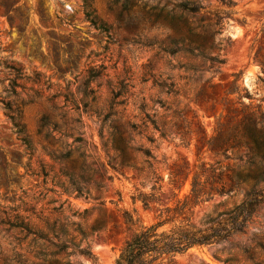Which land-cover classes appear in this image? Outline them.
Segmentation results:
<instances>
[{
	"label": "rangeland",
	"instance_id": "1",
	"mask_svg": "<svg viewBox=\"0 0 264 264\" xmlns=\"http://www.w3.org/2000/svg\"><path fill=\"white\" fill-rule=\"evenodd\" d=\"M180 1L91 0L100 28L86 19L83 0H0V56L13 59L23 73L17 95L8 98L10 112L0 99V264H49L55 251L48 242L21 241L17 217L51 240L56 233L79 242L81 227L88 234L82 244L90 246L95 261L71 260L116 264L133 233L174 203L173 192L181 199L190 194L195 166L202 163L218 168L231 192L191 206V223L203 226L246 199L255 181L239 176L264 170V159H252L245 146L214 153L203 141L218 125L227 132L237 124L241 101L264 111V0H235L234 7L200 0L204 9L194 22L230 13L216 34L219 49L213 53L224 63L215 72L200 59L162 50L177 35L160 14ZM210 22L216 30L215 20ZM183 63L198 72L179 68ZM0 72L2 91L9 81L6 69L0 66ZM235 75L241 99L226 94ZM162 81L174 83L177 93L159 86ZM147 114L156 116L164 138L152 125L141 134L133 130L131 124L141 125ZM120 138L127 164L117 149ZM140 148L152 150L151 162L163 178L159 204L146 209L132 199L137 188L147 193L153 184ZM174 163L191 171L187 179L179 176V188L170 183ZM263 187L264 182L255 186ZM126 213L134 223L125 220ZM41 250L46 260L36 256ZM165 264H264V203L243 233L193 247Z\"/></svg>",
	"mask_w": 264,
	"mask_h": 264
},
{
	"label": "trees",
	"instance_id": "2",
	"mask_svg": "<svg viewBox=\"0 0 264 264\" xmlns=\"http://www.w3.org/2000/svg\"><path fill=\"white\" fill-rule=\"evenodd\" d=\"M219 1L227 7H234L237 4L235 0ZM83 2L86 19L94 26L103 28V25L98 24L97 17L91 10V0H83ZM203 9L204 6L200 0H181L177 3L175 10L161 13L160 16L164 24L169 26L177 35L176 38L170 39V46L163 47L162 50L171 55L183 53L188 58L200 59L209 64L207 70L215 72L224 63L219 53H213L215 48L219 49L215 40L216 34L220 33L223 21L230 13L223 12V15H220L219 12L212 13L213 18L201 16L198 22H194L192 18ZM9 10L7 9L6 15L9 17L10 24H13ZM211 19L215 20L214 25L218 27L216 30L213 29ZM0 66L6 69L7 77L4 80L9 81V84L5 85L2 91L0 89V99L5 104V110L10 112L11 102L8 98L17 95V88L20 87L19 80L23 77L22 68L13 59L1 56ZM179 68H183L186 72H198L197 66L190 63L179 64ZM263 79L260 78L261 81H264ZM237 82L238 75H235L234 80L226 90L228 96L239 94L240 88ZM158 85L167 88L168 92L177 93V90L174 89V83L168 84L162 81ZM244 90L246 89L244 88ZM245 96L251 98L247 90ZM241 98H243V95L239 94V99ZM241 105L242 116L237 124L227 132L223 131L221 126L218 125L215 129L216 133L207 136L203 141V146L214 153L224 155L231 148L237 149L245 146L251 151L252 159L257 156L264 159V111L261 110V106L256 108L251 104H244L242 101ZM149 125H152L154 131L159 132L160 138L165 137V133L161 130L155 115L150 116L147 114L141 125L131 124V127L141 134L149 128ZM146 138L152 143L157 139L152 135H147ZM117 149L123 155V164H127L129 161L126 156V143L122 138H120ZM138 150L146 158L144 161L151 170L153 184L151 192L146 193L137 188V194L133 195L132 199L141 201L146 209L159 204V193L162 190L160 183L163 178L158 175L151 162V160H155L152 150L149 148ZM173 167L174 169L170 171V183L179 188V184L177 185L179 176L184 175V178L187 179L191 171H186L189 166L185 167V165L174 163ZM218 170V168L207 163L195 166L190 179V194L181 199L177 198L178 195L173 192L172 198H176L174 203L172 205L167 203L163 208H160L153 223L142 226L133 233L121 249L116 264L172 263L178 255L188 252L193 247L214 245L228 240L234 234L243 233L247 224L253 219L258 207L264 203V187L255 188L259 182H264V170H259L255 174L239 176L243 181H246L248 177L255 181V185L247 193V197L242 203L231 210L220 212L216 217L208 218L203 226H196L190 221L191 206H196L211 199L214 193L223 195L231 192V189H226L225 184L222 182V172ZM218 183L221 185H217ZM86 212L87 209L83 211V213ZM125 220L129 223L135 222L133 216L129 213H126ZM14 228L18 229L23 235L21 241H28L29 246H45V242H48L55 248V251L51 253L52 257L49 264H83L72 261L71 256H82L95 261V255L92 253L90 246L82 244L88 234L81 227L77 229L81 237L79 242H76L74 236L67 239L68 237H61L56 233H54L56 240H51L47 234L33 229L28 221L19 217H17ZM53 229L54 227L51 230L53 231ZM96 229V226L92 227L93 231ZM36 256H41L46 260L48 255L44 250H41L36 253ZM57 256L62 257L58 258ZM19 264L23 263L20 262Z\"/></svg>",
	"mask_w": 264,
	"mask_h": 264
}]
</instances>
